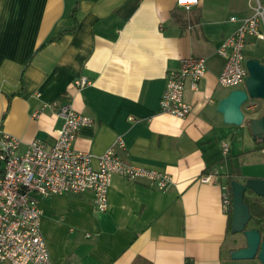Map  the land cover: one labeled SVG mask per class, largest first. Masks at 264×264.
<instances>
[{
	"label": "crops",
	"instance_id": "1",
	"mask_svg": "<svg viewBox=\"0 0 264 264\" xmlns=\"http://www.w3.org/2000/svg\"><path fill=\"white\" fill-rule=\"evenodd\" d=\"M178 1L0 0V130L19 151L34 140L51 146L63 123L51 104L68 103L92 121L77 151L98 157L121 140L126 165L170 178L162 190L113 176L102 214L90 194L40 198L51 264H259L230 260L245 240L227 233L223 202L228 176L264 179V141L249 128L264 102L242 105L241 126L223 123L217 106L237 89L218 85L217 50L238 28L231 18H250L264 0ZM244 56L264 65V40L248 37ZM190 58L207 70L197 92L186 84L192 111L179 120L159 103L167 73ZM83 79L89 85L74 86Z\"/></svg>",
	"mask_w": 264,
	"mask_h": 264
},
{
	"label": "built area",
	"instance_id": "2",
	"mask_svg": "<svg viewBox=\"0 0 264 264\" xmlns=\"http://www.w3.org/2000/svg\"><path fill=\"white\" fill-rule=\"evenodd\" d=\"M195 3L196 0H179L177 4L188 9ZM230 21L239 25L217 50L218 56L225 60L218 85L238 89L243 88L248 76L246 39L264 40V8L256 7L250 18ZM206 70L205 60L190 58L182 62L178 71L168 72L159 103L161 113L186 119L192 111L184 101L186 84L197 92ZM87 85L84 79L74 83L79 89ZM51 107L63 120L51 146L34 140L19 151V142L0 130V264H51L41 234L40 198L90 194L93 209L102 214L107 211L111 179L115 175L130 182L146 181L162 190L170 183L166 174L126 165L117 153L125 151L121 140L98 157L77 151L74 146L77 134L92 125V121L74 112L68 103L54 102ZM38 115L34 114V118ZM227 151L224 146V154ZM213 180V176H207L201 181ZM223 203L227 207L228 198Z\"/></svg>",
	"mask_w": 264,
	"mask_h": 264
},
{
	"label": "water",
	"instance_id": "3",
	"mask_svg": "<svg viewBox=\"0 0 264 264\" xmlns=\"http://www.w3.org/2000/svg\"><path fill=\"white\" fill-rule=\"evenodd\" d=\"M248 76L242 89L233 90L217 106V112L223 116V123L241 126L244 114L241 107L248 100L264 102V65L254 59L246 61ZM249 128L254 139L264 141V114L260 118L249 121ZM250 191L264 202V179H249L245 183H231L232 217L231 233L242 235L245 246L230 253V260L255 261L264 264V241L256 229H247L251 220L248 206L244 202V194Z\"/></svg>",
	"mask_w": 264,
	"mask_h": 264
},
{
	"label": "trees",
	"instance_id": "4",
	"mask_svg": "<svg viewBox=\"0 0 264 264\" xmlns=\"http://www.w3.org/2000/svg\"><path fill=\"white\" fill-rule=\"evenodd\" d=\"M75 20V18L73 17ZM49 41L47 43L53 42ZM43 45L42 47H44ZM23 92V88L15 94V96H20ZM236 176L233 174L231 176L227 177V198H228V206L226 209V213L228 215V230L227 233H231V217H232V193H231V183L236 180ZM251 197V198H249ZM244 202L249 208L251 220L249 222V225L252 229H256L259 231L262 241H264V202L261 198L255 196L250 191H247L244 194ZM248 225V226H249Z\"/></svg>",
	"mask_w": 264,
	"mask_h": 264
},
{
	"label": "rangeland",
	"instance_id": "5",
	"mask_svg": "<svg viewBox=\"0 0 264 264\" xmlns=\"http://www.w3.org/2000/svg\"><path fill=\"white\" fill-rule=\"evenodd\" d=\"M241 88V87H240ZM249 227V226H248ZM248 227H247V229H248ZM236 239H235V244H237V245H242L243 244V240H244V238H243V236L242 235H238V236H236L235 237ZM244 245V244H243ZM238 262H243V261H238ZM247 262H251V261H247ZM244 264H247V263H244Z\"/></svg>",
	"mask_w": 264,
	"mask_h": 264
}]
</instances>
